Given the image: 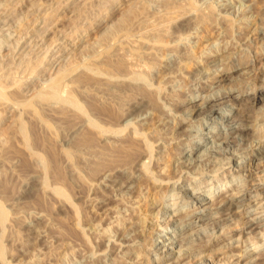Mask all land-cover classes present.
<instances>
[{"label": "rangeland", "instance_id": "rangeland-1", "mask_svg": "<svg viewBox=\"0 0 264 264\" xmlns=\"http://www.w3.org/2000/svg\"><path fill=\"white\" fill-rule=\"evenodd\" d=\"M148 1L0 0V79L8 86L0 93L11 97L0 105V203L7 210H0L6 216L0 218V264H264V0H161V8L174 7L173 15L184 12L182 19L157 34L155 57L124 68L126 62L112 56L117 38L142 14L155 13L158 6ZM207 7L213 18L195 25V15ZM180 36L187 38L166 43ZM117 64L140 84L152 83L141 91L157 110L139 108L124 119L133 96L109 103L79 92V82L72 81L99 73L104 79L103 70ZM59 78L66 99L77 86L71 100L76 95L79 105H70V96L60 103L42 98ZM254 94L258 100L245 103ZM241 104L249 105L246 111ZM102 127L109 130L100 132ZM159 128L175 140L158 142ZM220 133L228 142L213 140ZM85 136L99 148L129 140L142 144L141 162L131 163V188L116 193L118 186L102 175L113 163L81 146ZM245 142L252 155L237 153ZM182 148L186 152L179 154ZM32 174L40 182L28 189ZM224 195L234 205H223ZM99 197L108 205L101 208Z\"/></svg>", "mask_w": 264, "mask_h": 264}, {"label": "bare ground", "instance_id": "bare-ground-1", "mask_svg": "<svg viewBox=\"0 0 264 264\" xmlns=\"http://www.w3.org/2000/svg\"><path fill=\"white\" fill-rule=\"evenodd\" d=\"M48 1V0H47ZM150 2H151V0H149ZM149 1H148V3H149ZM154 2H151V4L153 3L154 4V6H155V4L158 6L157 8H155V9H153V10H155V13L153 14H151V15H146V14H142L139 18H137L138 20H136V23L134 24V22H133V25L129 28V26H127L128 28H127V30H123V28H122V36H121V31L119 30V35L118 36H121L120 38H117L120 42H118V40H117V42H118V46L117 45H115V51L113 52V55L112 56H117V58H119L120 59V61L121 60H124V61H122V62H126L125 63V65H124V68H126V67H131V66H138L139 64H142L146 59H150V58H153V57H155L156 55H157V50H158V48L159 47H161L160 46V44L161 43H159L161 40H160V38L157 36V34L158 33H164V32H166L167 31V28H168V24H170V22H172L175 18H176V20H180V19H182V18H178L179 17V15H183V13L182 12H180L179 14H177V15H173L176 11L173 9L174 7H172V6H169V7H163V8H161L163 5H160L159 4V2L161 1V0H153ZM174 2H177V3H183L184 2V0H171V3L173 4ZM149 5V4H148ZM176 5V4H175ZM208 5V4H207ZM71 7V6H70ZM244 7V6H243ZM51 8H52V6H51ZM201 8V7H200ZM39 9V8H38ZM199 9V8H198ZM206 9V8H205ZM207 9H208V7H207ZM212 9V8H211ZM231 9H233V8H230V10ZM31 10H32V8H31ZM44 10H45V8H44ZM63 10V9H62ZM65 10V9H64ZM73 10V9H72ZM39 11V10H38ZM47 12V11H46ZM45 12V13H46ZM73 12V11H72ZM220 12V11H219ZM228 12V11H227ZM51 13V12H50ZM43 14V13H42ZM196 14V13H195ZM220 14V13H219ZM222 14V13H221ZM221 14H220V16H221ZM245 14H247V13H245ZM46 15V14H45ZM44 15V16H45ZM213 11H211L210 9H208V10H204L203 8L201 9V10H199L198 11V14H196L195 15V17L194 18H196V20L198 19V21L195 23V25H198V24H202V22H204V21H209L210 22V20L209 19H212L213 18ZM40 17V16H39ZM181 17V16H180ZM183 17V16H182ZM212 17V18H211ZM223 17V16H222ZM244 17V16H243ZM178 18V19H177ZM184 18V17H183ZM175 20V21H176ZM191 20H193V18H190V20H189V22L191 21ZM228 20V19H227ZM34 21H35V18H34ZM45 21V20H44ZM44 21H43V23H44ZM212 21V20H211ZM33 22V21H32ZM47 22V21H46ZM209 22H207V23H209ZM45 24V23H44ZM130 24V23H129ZM128 24V25H129ZM182 24V23H181ZM186 24V23H185ZM194 25V26H195ZM49 26V25H48ZM184 25L182 24V25H180V27H183ZM186 26V25H185ZM201 26V25H200ZM243 26V25H242ZM28 27V26H27ZM24 28V27H23ZM48 28H50L51 29V26L50 27H48ZM48 28H47V30H48ZM27 29V28H26ZM44 29V28H43ZM75 29V28H74ZM194 28H192V30H193ZM196 29V28H195ZM14 30V29H13ZM42 30V29H41ZM67 31V30H66ZM72 31H73V29H72ZM75 32H76V30H74ZM88 31V30H87ZM1 32V31H0ZM20 32V31H19ZM24 32V31H23ZM42 32H43V30H42ZM60 32H62V31H60ZM201 32V31H200ZM41 33V32H40ZM7 34H9V32H7ZM26 34V33H25ZM12 35V34H11ZM39 35V34H38ZM41 35V34H40ZM37 36V35H36ZM42 36V35H41ZM117 36V35H116ZM240 36V35H239ZM15 37H16V35H15ZM17 37H19V36H17ZM21 37V36H20ZM66 37V36H65ZM68 37V36H67ZM186 37V36H185ZM185 37H183V36H180L179 37V39H175V40H171V41H169V42H166L167 44H171V45H173V44H175V43H177L179 40H181V39H183V38H185ZM189 37V36H188ZM14 38V37H13ZM38 38V37H37ZM73 38V37H72ZM113 38H115V36H113ZM112 38V39H113ZM187 38V37H186ZM57 39V38H56ZM69 39H71V38H69ZM189 39V38H188ZM4 40V39H3ZM13 40V39H12ZM37 40V39H36ZM35 40V41H36ZM76 40V39H75ZM186 40V39H185ZM193 40V39H192ZM241 40H243V39H241ZM34 41V40H33ZM76 42V41H75ZM18 43V42H17ZM37 43V42H36ZM72 43V42H71ZM183 43V42H182ZM185 43V42H184ZM0 44H1V41H0ZM43 44V43H42ZM115 44H117V43H115ZM166 44V45H167ZM186 44V43H185ZM14 45H15V43H14ZM18 45V44H17ZM26 45V44H25ZM29 45V44H28ZM31 45H32V43H31ZM52 45V44H51ZM69 45V44H68ZM163 45V44H162ZM190 45V44H189ZM211 45V44H210ZM227 45V44H226ZM244 45V44H243ZM3 46V45H2ZM116 46H117V48H116ZM164 46V45H163ZM1 47V46H0ZM46 47V46H45ZM48 47H49V44H48ZM53 47V46H52ZM58 47V46H57ZM245 47V46H244ZM2 48V47H1ZM23 48H24V46H23ZM51 48V47H50ZM66 48V47H65ZM211 48V47H210ZM47 49H49V48H47ZM72 49H73V47H72ZM263 49V48H262ZM219 50V49H218ZM46 51H48V50H46ZM65 51V50H64ZM45 52V51H44ZM60 52V51H59ZM63 52V51H62ZM97 52V51H96ZM29 53V52H28ZM46 54L48 53V52H45ZM50 53V52H49ZM168 53H174V54H177V53H180V54H178V56L179 55H185L186 54V52H184V53H181V51L179 52L178 50H171V51H169ZM209 53V52H208ZM15 55V54H14ZM25 55V54H24ZM66 55V54H65ZM94 55V54H93ZM93 55H92V57H93ZM41 56V55H40ZM43 56H44V54H43ZM94 56H97V54L96 55H94ZM111 56V55H110ZM111 56V57H112ZM187 56V55H186ZM190 56V55H189ZM214 56V55H213ZM15 57V56H14ZM185 57V56H184ZM184 57L182 56V59H183V61H184ZM43 58V57H42ZM117 58H116V60H117ZM178 58V57H177ZM180 58V57H179ZM186 58V57H185ZM207 58V57H206ZM58 59V58H57ZM95 59H97V58H95ZM181 59V58H180ZM187 59V58H186ZM201 59V58H200ZM41 60V59H40ZM179 60V59H178ZM214 61L215 60H219V59H213ZM253 60V59H252ZM182 61V60H181ZM181 61L179 60V62L181 63ZM191 61V60H190ZM220 61H222L221 60V58H220ZM178 62V63H179ZM123 64V63H122ZM221 64H223V63H221ZM231 64H232V62H231ZM18 65V64H17ZM47 65V64H46ZM237 65V64H236ZM36 66H38L37 64H36ZM36 66L35 67H33V69L34 68H36ZM111 66V68L110 69H107V70H103V71H105V72H107L106 74H104L103 72V75H104V79H101L100 77V73L98 74L99 76H98V78H100V79H98V78H94V79H91V80H84V79H82L80 76L79 77H77V78H80L79 80L77 79H75V78H73V80L72 81H78L79 82V92H80V90H82V91H84V92H93V93H96V94H99V95H97V97L99 96V98L101 97V96H103V99L104 98H106V100L108 101V99H109V103H112V101H114V102H116V103H119L121 100H123L124 99V97H126V96H129V95H131V96H133L132 97V104L131 105H129V107L127 108V110H125L124 111V114L125 115H127L124 119H126L128 116H129V114H130V112L132 111V110H138L139 108H141V110H139L140 112L142 111L143 112V110H145L144 111V113L145 112H154L155 110H157L156 109V107L155 106H152L151 105V101L149 100V99H147L145 96H143L142 95V91H141V88L142 87H151L152 85V83L151 84H148V83H146L145 85L144 84H140L141 83V81L138 79V77H136L137 75H135V77H133V76H131V74H129V72L128 73H122V68H123V66H121L120 64L118 65H110ZM233 66H234V68H235V65H232L231 67L233 68ZM122 67V68H121ZM221 67V66H220ZM3 68V67H2ZM72 68V67H71ZM74 68V67H73ZM8 69V68H7ZM17 69H18V67H17ZM92 69V68H91ZM133 69H134V67H133ZM215 69V68H214ZM62 70V69H61ZM95 69H92V72L94 71ZM126 70H129L128 68L126 69ZM171 70H173V69H171ZM2 71V70H1ZM0 71V72H1ZM8 71V70H7ZM10 71H11V69H10ZM34 71V70H33ZM90 71V70H89ZM130 71V70H129ZM183 71V70H182ZM250 71V70H249ZM98 72H101V71H98ZM132 71H130V73H131ZM166 72H167V70H166ZM169 73H170V70L168 71ZM167 72V73H168ZM179 72V71H178ZM247 72H248V70H247ZM61 73H63L62 71H61ZM90 73H91V71H90ZM168 73V74H169ZM177 73V72H176ZM200 73V72H199ZM9 74V73H8ZM7 74V75H8ZM32 74V73H31ZM39 74V73H38ZM65 73H63V75H64ZM129 74V75H128ZM132 74H133V72H132ZM137 74V73H136ZM198 74V73H197ZM201 74V73H200ZM207 74V73H206ZM66 75V74H65ZM95 75V74H94ZM96 76V75H95ZM6 77H8V76H6ZM5 77V78H6ZM51 77V76H50ZM213 77V76H212ZM1 78H3V77H1ZM52 78H54L53 76H52ZM52 78H51V80H52ZM177 78V77H176ZM180 78V77H179ZM225 78H227V76L225 77ZM56 77H55V80L54 81H56ZM174 79H175V77H174ZM173 79V80H174ZM6 81L7 80H9V79H5ZM52 80V81H53ZM171 80V79H170ZM176 80V79H175ZM175 80H174V82H175ZM264 80V79H263ZM0 81H1V79H0ZM53 81V82H54ZM60 78H59V80L54 84L53 83V85H52V83H50L51 85V87L49 88V89H47V91L46 92H43L42 94H41V96H42V98L45 100H48V101H50L49 99H51V98H54V99H57L56 100V103L58 102V103H60V102H64V101H68L69 100V97L68 96H70V100H71V94H73V92L76 90V87L74 88V90H73V92L71 93V91L70 90H68L69 91V94H68V92H66V94H68V96H67V99H66V97L64 98L63 97V95L60 93V86H59V83H60ZM91 81H93V82H91ZM172 81V80H171ZM180 81V80H179ZM1 82H3V83H1ZM0 82V90H5V88H7L8 86H7V83H5L3 80ZM62 82V81H61ZM149 82V81H148ZM168 82V81H167ZM5 83V84H4ZM180 83V82H179ZM255 84V83H254ZM10 85V84H9ZM49 85V84H48ZM182 85H183V83H182ZM11 86V85H10ZM154 86V85H153ZM177 86H179V85H177ZM242 86V85H241ZM180 87V86H179ZM233 87V86H232ZM236 87V86H235ZM238 87V86H237ZM240 87V86H239ZM239 87H238V89H239ZM77 88V89H78ZM242 88V87H241ZM244 88V87H243ZM72 90V89H71ZM174 90V89H173ZM62 91V90H61ZM78 91V90H77ZM76 91V92H77ZM76 92H74V93H76ZM250 92H254V91H250ZM4 92H2V93H0V94H2V95H0V98H2V99H0V105H1V102H3L4 100V98H6V97H10V96H8V93L7 94H3ZM82 93V92H81ZM174 94V93H173ZM244 94V93H243ZM60 95H62V97L63 98H61V96ZM244 95H246V93L244 94ZM244 95H242V96H244ZM255 95V94H254ZM72 96H74V95H72ZM56 97H58V98H56ZM237 97V96H236ZM263 97V96H262ZM11 98V97H10ZM75 98H76V95H75ZM75 98H73L72 100H74V102H72V100L70 101V105L71 104H73V103H76L75 102ZM8 99V98H7ZM1 100H3V101H1ZM256 100H258V95H255V96H252V97H249L248 99H247V101H245V103H248V104H250V101L252 102V101H256ZM51 101H53V99L51 100ZM103 101V100H102ZM111 101V102H110ZM13 102V101H12ZM14 102H15V100H14ZM16 103V102H15ZM53 103V102H52ZM55 103V102H54ZM53 103V104H54ZM49 104V103H48ZM50 104H51V102H50ZM63 104V103H62ZM69 104V103H68ZM67 104V105H68ZM79 105V103H76L75 105ZM242 105V104H241ZM262 105V104H261ZM2 106H3V104H2ZM249 106V105H248ZM248 106L247 105H245V104H243L242 105V110H243V112L244 111H246V109L248 108ZM62 107H63V105H62ZM6 108V107H5ZM65 107H63V109H64ZM2 109V108H1ZM17 109V108H16ZM146 110H148V111H146ZM242 110H241V112H242ZM264 110V109H263ZM138 111V112H139ZM173 111V110H172ZM1 112H3V111H1ZM262 112V111H261ZM2 114V113H1ZM132 114V113H131ZM138 114V113H137ZM208 114V113H207ZM242 114V113H241ZM139 115V114H138ZM146 115V114H145ZM260 115V114H259ZM263 115V114H262ZM134 116H136V115H134ZM140 116V115H139ZM144 116V115H143ZM221 116V115H220ZM137 117V116H136ZM165 117V116H164ZM176 117V116H175ZM185 117V116H184ZM218 117V116H217ZM134 118V117H133ZM138 118V117H137ZM152 118V117H151ZM168 118V117H167ZM192 118V117H191ZM136 119V118H135ZM147 120H148V118H146ZM90 120V119H89ZM93 120V119H92ZM91 120V121H92ZM132 120H134V119H132ZM138 120V119H137ZM144 120H145V118H144ZM144 120H143V122H144ZM164 120V119H163ZM162 120V122H165V121H163ZM192 120V119H191ZM146 121V120H145ZM146 122H148V121H146ZM175 122V121H174ZM234 122V121H233ZM92 122H90L89 121V124H91ZM244 123V122H243ZM88 124V125H89ZM163 124H165V123H163ZM166 124H167V122H166ZM165 124V125H166ZM223 124V123H222ZM87 125V124H86ZM93 125H94V122H93ZM100 125V124H99ZM172 125V124H171ZM90 126H92V125H90ZM79 127H81V125L79 126ZM79 127H78V129H79ZM103 127H104V125H103ZM100 128V132H103V131H107V130H109V128L108 129H105V128ZM163 127H164V125H163ZM95 128H96V125H95ZM165 128V127H164ZM77 129V130H78ZM98 129V126H97V128H96V130ZM173 129V128H172ZM256 129V128H255ZM254 129V130H255ZM260 129V128H259ZM162 130H164V129H162ZM168 130V129H167ZM170 130H171V128H170ZM252 130V129H251ZM154 131H156V133H157V135H159L158 136V142H159V140H161V139H163L165 136H167V135H165V134H167V132L165 131V134L164 135H161V133H162V131L160 130V128L159 129H156V130H154ZM172 131V130H171ZM259 131V130H258ZM92 132V131H91ZM97 132H98V130H97ZM142 132V131H141ZM247 132V131H246ZM90 133V132H89ZM104 133V132H103ZM143 133V132H142ZM169 133V132H168ZM173 133H174V131H173ZM248 133V132H247ZM253 133V132H252ZM91 134V133H90ZM155 134V133H154ZM211 134H212V132H211ZM221 134V133H220ZM255 134V133H254ZM92 135V134H91ZM171 135V134H170ZM170 135H168L167 136V138L170 136ZM192 135V134H191ZM214 135V134H213ZM235 135V134H234ZM243 135V134H242ZM245 135V134H244ZM247 135V134H246ZM249 135H252L251 133L249 134ZM259 135V134H258ZM261 135V134H260ZM173 136L174 135H172V138H171V136H170V138L169 139H174L175 140V138H173ZM193 136H194V134H193ZM225 136V135H224ZM224 136H222V134H221V136H215V139H213L214 141H217V140H220L221 138H222V141H227V138L226 137H224ZM253 136V135H252ZM251 136V139L252 138H254V137H252ZM256 136V135H255ZM74 137H76V135H73V136H71V138H70V140H72V139H74ZM177 137H178V135H177ZM188 138H189V136H187ZM217 137V138H216ZM244 137V136H243ZM248 138H247V142H248V139H249V136H247ZM261 137V136H260ZM120 139V138H119ZM166 139V138H165ZM165 139H163L164 140V144H165ZM178 139H180L179 137H178ZM177 138H176V141L178 140ZM203 139V138H202ZM255 139V138H254ZM81 140V143H79L81 146L83 145H85L84 146V148H87V147H89V149H94L95 151V154L98 156V157H101V159H104V160H108V161H110L111 163H113V165L112 166H110V167H108L106 170H104L103 171V173H102V175L103 176H105V177H107V179H109L113 184H114V186L116 187V186H118V190L116 191V193L119 191V189H125V188H127L128 187V189H129V187L130 186H132V184H130V181H134V180H136V178H135V176L134 175H136L133 171H134V168L135 167H133L132 166V162H134L136 159H139L138 157L141 155V152H142V144L140 145V143L138 142V141H136V140H129V141H127V142H124V141H121V142H123V143H120L119 142V144L117 143H115V145L114 146H112L111 145V147H108V148H106V147H102V145H100L101 147L99 148L97 145L98 144H93L90 140H91V138H88V137H84L83 139L81 138L80 139ZM107 140H109V139H107ZM118 140V139H117ZM166 140H168V139H166ZM173 140V141H174ZM245 140V139H244ZM144 141V140H143ZM149 141V140H148ZM180 141V140H179ZM185 141V140H184ZM237 141V140H236ZM252 141H254V140H252ZM251 141V142H252ZM150 142H151V140H150ZM163 142V141H162ZM228 142V141H227ZM69 143H70V141H69ZM142 143V142H141ZM152 143V142H151ZM161 143V142H160ZM171 143V142H170ZM170 143H167V146H168V144H170ZM212 143V142H211ZM220 143H221V141H220ZM237 143V142H236ZM235 143V144H236ZM249 143V142H248ZM79 144H78V146H79ZM172 144V143H171ZM178 144V143H177ZM190 144V143H189ZM218 144V143H217ZM216 144V145H217ZM230 144V143H229ZM240 144V143H239ZM252 143H250V145H251ZM149 145V144H148ZM166 145V144H165ZM180 145V144H179ZM215 145V146H216ZM220 145V144H219ZM227 145V144H226ZM231 145V144H230ZM229 145V146H230ZM249 145V146H250ZM253 145V144H252ZM171 146V145H170ZM182 146V144L180 145V147ZM191 146V145H190ZM193 146H195V145H192V150H193ZM238 146H240L239 148H237V153H240V152H247L248 153V149H247V144H246V142H245V144L244 143H242V144H240V145H238ZM148 147V146H147ZM197 147V146H196ZM218 147V146H217ZM217 147H215V148H217ZM220 147V146H219ZM231 147V146H230ZM82 148V147H81ZM153 148V147H152ZM149 149H151V146L149 147ZM176 149V148H175ZM180 149V148H179ZM209 148H207V150H208ZM213 149V148H212ZM159 150V149H158ZM196 150V149H195ZM214 150V149H213ZM220 150V149H219ZM219 150H218V153H219ZM225 150V149H224ZM254 150V149H253ZM253 150L251 151V152H253ZM150 151V150H149ZM160 151V150H159ZM158 151V152H159ZM177 151V150H176ZM198 151V150H197ZM178 152V151H177ZM184 152H186V151H184V149L182 148L180 151H179V154H183ZM204 152V151H203ZM234 152V151H233ZM160 153H162V151L160 152ZM160 153H158V154H160ZM166 153H167V151H166ZM155 154H156V152H155ZM163 154V153H162ZM162 154H161V156H162ZM234 154V153H233ZM248 154H253V153H248ZM150 155H152L151 154V152H150ZM240 155V154H239ZM231 156V155H230ZM149 157V156H148ZM190 157V156H189ZM213 157V156H212ZM147 158V157H146ZM159 158H160V156H159ZM195 158V157H194ZM207 158V157H206ZM211 158V157H210ZM157 159H158V156H157ZM193 159V158H192ZM149 160H151V159H149ZM159 160V159H158ZM231 160V159H230ZM139 161L141 162V159H139ZM152 161V160H151ZM183 161V160H182ZM227 161V160H226ZM205 162H207V161H205ZM231 162V161H230ZM181 163V162H180ZM180 163L177 165V168L180 166ZM141 164H143V163H141ZM145 164V163H144ZM143 164V166H145ZM242 164V163H241ZM139 166H140V164H138ZM148 165V164H147ZM182 165V164H181ZM184 165V164H183ZM182 165V166H183ZM142 166V165H141ZM187 166V165H186ZM216 166V165H215ZM255 166V165H254ZM181 167V166H180ZM179 167V168H180ZM184 167H185V165H184ZM217 167V166H216ZM148 168V167H147ZM176 168V167H175ZM176 168V169H177ZM255 168V167H254ZM218 169V168H217ZM222 169V168H221ZM142 173V172H141ZM146 173V172H145ZM249 173H250V171H249ZM202 174V173H201ZM32 176H33V178H29L28 180H26V179H24V180H26L25 181V185H27V188L28 189H32V188H36V184L38 183V182H40V179H39V177L36 175V174H32ZM129 176V178H127ZM105 177L104 178H102V179H105ZM148 178H149V176H148ZM164 178V177H163ZM154 179H155V177H154ZM167 179V178H166ZM171 179V178H170ZM160 180V179H159ZM122 181V182H121ZM150 181V180H149ZM104 182V181H103ZM163 183V182H162ZM166 183V182H165ZM110 184V183H109ZM156 184V183H155ZM75 185H77V186H79L78 185V183H75ZM134 186V185H133ZM136 186V185H135ZM139 186V185H138ZM81 187V186H80ZM140 187V186H139ZM27 188H24L23 190L25 191V190H27ZM110 188V187H109ZM111 188H113L112 187V184H111ZM131 188V187H130ZM102 189V188H101ZM78 190V189H77ZM115 190V189H114ZM239 190V189H238ZM103 191H104V189H103ZM124 191V190H123ZM143 191V190H142ZM259 191V190H258ZM107 192V191H106ZM113 192V191H112ZM125 192V191H124ZM241 192V191H240ZM239 192V193H240ZM245 192V191H244ZM143 193V192H142ZM108 194V193H107ZM112 194V193H111ZM111 194H109L110 195V198H111ZM131 194V193H130ZM260 194H262V193H260ZM106 195V194H105ZM108 195V196H109ZM126 195V194H125ZM129 195V194H128ZM144 195V194H143ZM163 195V194H162ZM236 195H237V193H236ZM102 196V195H101ZM114 196V195H113ZM103 197V196H102ZM100 198L99 197V199H102L101 200V203H103L102 205L100 204V206H101V208H103L104 206H106V205H108V203L107 202H105L106 201V198L105 199H103V198ZM106 197V196H105ZM129 197V196H128ZM202 197V196H201ZM200 197V198H201ZM236 197V196H235ZM260 197V196H259ZM115 198V197H114ZM124 198V197H123ZM237 198V197H236ZM236 198L234 199V200H236ZM261 198V197H260ZM86 199V198H85ZM93 199H94V197H93ZM133 199V198H132ZM96 200H98V198L96 199ZM144 200H145V198H144ZM214 200V199H213ZM264 200V199H263ZM18 201V200H17ZM16 201V202H17ZM94 201V200H93ZM103 201V202H102ZM108 201H110V200H108ZM126 201V200H125ZM222 203H223V205H225L226 203L225 202H227V201H229V202H231V204L230 205H232L233 204V200L232 199H230L229 198V200H227L226 198H225V195L221 198V200H220ZM255 201V200H254ZM1 202V201H0ZM3 202V201H2ZM96 202V201H95ZM138 202V201H137ZM143 202V201H142ZM241 202V201H240ZM239 202V203H240ZM15 203V202H14ZM13 203V204H14ZM100 202H98V204H99ZM126 203V202H125ZM214 203V202H213ZM3 204H4V202H3ZM131 204V203H130ZM228 204V205H229ZM2 205V203H0V207L2 208V209H0V210H2L3 211V209H4V213L6 214V208H4V205L3 206H1ZM229 205V206H230ZM234 205V204H233ZM95 206V205H94ZM111 206V205H110ZM217 206V205H216ZM222 206V205H221ZM226 206V205H225ZM243 206V205H242ZM96 208H97V204H96V206H95ZM99 208V207H98ZM100 208V209H101ZM108 208V207H107ZM126 208V207H125ZM231 208V207H230ZM94 209V208H93ZM237 209V208H236ZM6 210V211H5ZM96 210V209H95ZM108 210V209H107ZM124 210V209H123ZM228 210V209H227ZM225 211V210H224ZM260 211H258V213H259ZM118 213H119V211H118ZM174 213V212H173ZM225 213H226V211H225ZM232 213V212H231ZM261 213V212H260ZM218 214V213H217ZM239 214V213H238ZM257 214V213H256ZM2 215V214H1ZM1 215H0V218H1ZM230 215V214H229ZM5 215H3L2 216V218H4L5 219V217H4ZM123 216V215H122ZM187 216V215H186ZM198 216V215H197ZM202 216V215H201ZM254 216V215H253ZM231 217V216H230ZM1 218V220L3 221V219ZM216 218V217H215ZM234 218V217H233ZM44 219V218H43ZM145 219V218H144ZM242 220V219H241ZM252 220H253V217H252ZM251 220V221H252ZM6 221V220H5ZM36 221V220H35ZM244 221V220H243ZM247 221H248V219H247ZM4 222V221H3ZM42 222V221H41ZM245 222V221H244ZM125 223V222H124ZM218 223V222H217ZM248 223H249V221H248ZM47 224V222L45 223V225ZM247 224V223H246ZM251 224H255V222H253V223H251ZM43 225V224H42ZM231 225V224H230ZM258 226V225H257ZM256 226V227H257ZM41 227H43V226H41ZM32 228V227H31ZM85 228V227H84ZM91 228V227H90ZM27 230V229H26ZM85 230V229H84ZM117 230V229H116ZM215 230V229H214ZM28 231H29V229L27 230V233H28ZM32 231H33V229L31 230V233H32ZM38 231V230H37ZM47 231V230H46ZM244 231H245V229H244ZM252 231V230H251ZM34 232V231H33ZM39 232H40V230H39ZM132 232V231H131ZM135 232V231H134ZM37 234V233H36ZM42 234V233H41ZM136 234V233H135ZM30 235V234H29ZM28 235V236H29ZM39 235V234H38ZM132 235V234H131ZM134 235V234H133ZM132 235V236H133ZM37 235H34V233L33 234H31V237L33 238V237H36ZM38 237V236H37ZM258 237V236H257ZM22 238H24V237H22ZM27 238V237H26ZM29 238V237H28ZM44 238V237H43ZM110 238V237H109ZM130 238V237H129ZM19 239V238H18ZM21 239V238H20ZM132 239V238H131ZM137 239H138V237H137ZM31 240V239H30ZM29 239H28V241H30ZM114 240V239H113ZM21 242H23V240H20ZM34 241H36V240H34ZM33 241V242H34ZM134 241H135V239H134ZM30 242H32V241H30ZM30 242H28V243H30ZM119 242V241H118ZM24 243V242H23ZM121 243V242H120ZM262 243H263V241H262ZM25 244V243H24ZM124 244V243H123ZM144 244H145V242H144ZM26 245V244H25ZM29 245V244H28ZM143 245V244H142ZM172 245V244H171ZM108 246V245H107ZM130 246V245H129ZM154 246V245H153ZM192 246V245H191ZM186 247V246H185ZM0 248H1V246H0ZM26 248V247H25ZM3 249L4 248H2V251H0V252H3ZM108 249V248H107ZM130 249H131V247H130ZM52 250H53V248H52ZM50 251L51 250H49V253H50ZM54 251V250H53ZM181 252V251H180ZM185 252V251H184ZM264 252V251H263ZM140 253V252H139ZM180 254V253H179ZM197 254V253H196ZM195 254V255H196ZM262 254H264V253H261V255ZM37 255V254H36ZM51 255V254H50ZM182 255H183V252H182ZM199 255H200V253H199ZM260 255V256H261ZM137 256H138V254H137ZM191 256V255H190ZM189 256V257H190ZM198 256V255H197ZM36 257V256H35ZM258 257V256H257ZM264 257V256H263ZM114 258V257H113ZM36 259V258H35ZM40 259H41V257H40ZM44 259V258H43ZM103 259V258H102ZM39 260V259H38ZM105 260V259H104ZM205 260V259H204ZM207 260V259H206ZM264 260V259H263ZM37 261V260H36ZM40 261V260H39ZM73 261V260H72ZM118 261V260H117ZM120 262V261H119ZM204 262V261H203ZM3 263V262H2ZM95 263V262H94ZM116 263H118V262H116Z\"/></svg>", "mask_w": 264, "mask_h": 264}]
</instances>
